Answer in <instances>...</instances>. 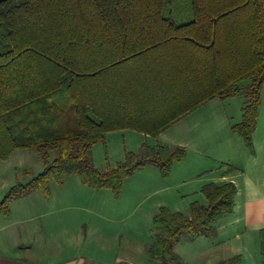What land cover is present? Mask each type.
Returning <instances> with one entry per match:
<instances>
[{
  "label": "trees",
  "instance_id": "trees-1",
  "mask_svg": "<svg viewBox=\"0 0 264 264\" xmlns=\"http://www.w3.org/2000/svg\"><path fill=\"white\" fill-rule=\"evenodd\" d=\"M263 82L264 0H0V159L28 148L44 164L7 189L0 215L34 191L48 197V181L66 175L115 197L147 165L167 176L183 146L143 142L99 169L92 145L125 128L156 136L214 98L243 97L230 129L253 152ZM200 191L206 203L190 202L187 213L159 206L152 216L146 251L159 264H179V236L212 238L232 211L233 182ZM258 239L264 259V227Z\"/></svg>",
  "mask_w": 264,
  "mask_h": 264
},
{
  "label": "crops",
  "instance_id": "crops-1",
  "mask_svg": "<svg viewBox=\"0 0 264 264\" xmlns=\"http://www.w3.org/2000/svg\"><path fill=\"white\" fill-rule=\"evenodd\" d=\"M236 97L238 96L224 100L214 98L186 113L168 126V129H172V133L165 132L164 140L160 141L171 146H185L195 153L193 157L185 155L182 160L173 163L170 169L172 176L178 175L182 182L196 178L189 180V189H196L194 187H201L209 182L217 184L233 182L236 187L233 209L217 222V233L214 237L191 238L190 244H196L192 253L190 250L187 256L177 253L176 244L175 252L178 256L180 255L179 264L181 259L188 264H232L226 261L233 257L238 258L234 264H239L242 260L259 264L258 231L264 227V82L255 129L252 132L253 152H249L241 138L230 129L231 125L241 120L243 101L240 97L238 98L241 100ZM223 102H226L227 107H232L231 111L225 110ZM126 129L129 128L109 131L105 134V138L110 133ZM202 154L206 156L202 157ZM189 158L192 159L189 160ZM222 163L236 167L237 172L228 176L224 175L223 169L220 168ZM154 168L147 165L142 169L148 170L146 174L156 177L158 173ZM105 192L113 196L111 191ZM77 193L80 195L82 193V198L87 199L86 212L97 214L96 211L109 210L112 197H107L102 205H97L93 199L94 193L86 190ZM22 198L32 199L24 203L18 212L11 207L9 217L1 219L0 264H135L118 254L111 261L106 258L95 259L82 255L61 258L60 255H54L56 252L61 254L64 245L72 247L75 240H80L82 235L79 229L61 224V221L52 222L47 219L44 223L40 221L39 225L33 223V218L36 217L35 208L29 207L28 203L35 200L41 205L48 202L54 204L53 201L50 202L53 198L52 194L45 197L40 191H34ZM38 209L42 210L40 207ZM32 214L34 216H31ZM44 216L46 215L41 217ZM17 225L22 227L20 231L26 240L10 243V239L16 238V231L15 228H8ZM98 229L95 230V226L92 230L89 229L87 234L89 238L91 234L98 232ZM33 234L35 238L31 240ZM9 250L17 253L11 254ZM23 252L26 254H22ZM149 264H159V261L152 258Z\"/></svg>",
  "mask_w": 264,
  "mask_h": 264
},
{
  "label": "rangeland",
  "instance_id": "rangeland-1",
  "mask_svg": "<svg viewBox=\"0 0 264 264\" xmlns=\"http://www.w3.org/2000/svg\"><path fill=\"white\" fill-rule=\"evenodd\" d=\"M244 82H248V80ZM238 97L243 101L242 96ZM238 97L236 99H240ZM222 105L226 111H231L232 107H227L226 102H223ZM165 132L172 133V129L167 127L156 136L145 135L137 130L130 129L115 131L106 135L103 142L99 141L92 145V161L99 169L111 168L124 159L126 152H137L143 142L150 146L159 144L162 139L164 140ZM180 136L182 137L183 133ZM183 147L185 148V146ZM185 151L187 156L193 157L195 155L194 152L187 148H185ZM202 155V157L206 156ZM191 159L189 158V160ZM43 167V161L38 153L28 148H15L7 158L0 159V200L11 185L16 182H26L41 172ZM147 171L141 169L126 177L123 180L121 192L117 197L113 194V196L107 194L109 192L105 191L108 189L93 190L85 186L77 175H66L63 179L64 184H62L63 182L57 183L50 179L48 186L50 194L53 195L50 202L53 201L54 204H49L48 202V204L41 205L35 200L32 203H28L29 207L35 208L36 217L33 218V223L39 225L40 221L44 223L46 219L52 222L61 221V224L77 227L82 235L80 240H75L72 247L64 245L61 254L56 252L54 255H60V258L82 255L95 259L106 258L111 261L118 254L128 258L135 264H149L152 258L147 254L146 248L152 228L151 218L157 212L158 207L165 206L170 211L187 213L190 202L195 200L199 203H206V199L200 191L203 185L194 187L196 189L188 188L189 180H195L196 178L182 182L178 175L172 176L170 172L164 177L156 170L158 176L153 177L150 174H146ZM171 178L173 179L172 181ZM82 190L94 193L93 199L97 205H102L107 197H112L109 210L96 211L97 214L86 212L87 199L82 198V193L81 195L77 193ZM31 199H14L10 203V212L11 207L18 212L24 203L31 201ZM44 205H46V208ZM39 207L42 210H37ZM99 208L101 209V207ZM50 210L52 211L50 212ZM44 214L46 216L41 217ZM9 215H0V224L1 219L9 217ZM31 216H34V214ZM93 226H95V230L99 229L98 232L91 234L89 238L87 234L89 229L92 230ZM12 228H15L16 238L10 239V243L16 240L19 242L26 240V237L20 231L22 229L20 225L11 226L8 229ZM33 238H35L34 234L31 240ZM190 239L187 233H182L179 236L177 242L178 254L187 256L190 250L192 253L196 243L190 244ZM9 253L14 254L17 252L9 250ZM22 254L26 253L23 252ZM257 259L259 264L264 262L260 254ZM180 264L188 263L183 262L181 259ZM239 264H251V262L248 261L247 263L242 260Z\"/></svg>",
  "mask_w": 264,
  "mask_h": 264
}]
</instances>
